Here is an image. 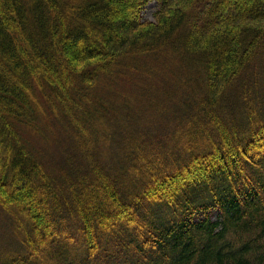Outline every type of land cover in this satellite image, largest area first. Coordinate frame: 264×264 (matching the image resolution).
Returning a JSON list of instances; mask_svg holds the SVG:
<instances>
[{
	"label": "trees",
	"instance_id": "trees-1",
	"mask_svg": "<svg viewBox=\"0 0 264 264\" xmlns=\"http://www.w3.org/2000/svg\"><path fill=\"white\" fill-rule=\"evenodd\" d=\"M148 1L0 0V264H264V0Z\"/></svg>",
	"mask_w": 264,
	"mask_h": 264
},
{
	"label": "rangeland",
	"instance_id": "rangeland-1",
	"mask_svg": "<svg viewBox=\"0 0 264 264\" xmlns=\"http://www.w3.org/2000/svg\"><path fill=\"white\" fill-rule=\"evenodd\" d=\"M156 8H157L156 0L148 1L141 10L142 18L146 20H153V16H154Z\"/></svg>",
	"mask_w": 264,
	"mask_h": 264
},
{
	"label": "bare ground",
	"instance_id": "bare-ground-1",
	"mask_svg": "<svg viewBox=\"0 0 264 264\" xmlns=\"http://www.w3.org/2000/svg\"><path fill=\"white\" fill-rule=\"evenodd\" d=\"M213 210V209H212ZM216 212V211H215Z\"/></svg>",
	"mask_w": 264,
	"mask_h": 264
}]
</instances>
